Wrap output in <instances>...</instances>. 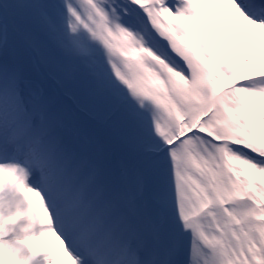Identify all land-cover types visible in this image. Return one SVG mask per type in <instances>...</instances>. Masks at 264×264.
Wrapping results in <instances>:
<instances>
[{"label":"snow or ice","instance_id":"6c2138e0","mask_svg":"<svg viewBox=\"0 0 264 264\" xmlns=\"http://www.w3.org/2000/svg\"><path fill=\"white\" fill-rule=\"evenodd\" d=\"M0 264H264V0H0Z\"/></svg>","mask_w":264,"mask_h":264},{"label":"bare ground","instance_id":"6f19581e","mask_svg":"<svg viewBox=\"0 0 264 264\" xmlns=\"http://www.w3.org/2000/svg\"><path fill=\"white\" fill-rule=\"evenodd\" d=\"M45 239H51V238H45ZM64 260V258L63 257H61V261H63Z\"/></svg>","mask_w":264,"mask_h":264}]
</instances>
